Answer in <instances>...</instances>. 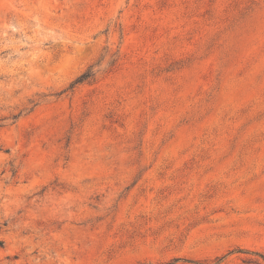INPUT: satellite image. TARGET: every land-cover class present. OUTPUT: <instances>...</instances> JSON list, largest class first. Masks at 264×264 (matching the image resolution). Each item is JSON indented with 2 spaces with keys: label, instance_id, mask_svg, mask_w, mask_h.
<instances>
[{
  "label": "rangeland",
  "instance_id": "obj_1",
  "mask_svg": "<svg viewBox=\"0 0 264 264\" xmlns=\"http://www.w3.org/2000/svg\"><path fill=\"white\" fill-rule=\"evenodd\" d=\"M262 257L264 0H0V264Z\"/></svg>",
  "mask_w": 264,
  "mask_h": 264
},
{
  "label": "trees",
  "instance_id": "obj_2",
  "mask_svg": "<svg viewBox=\"0 0 264 264\" xmlns=\"http://www.w3.org/2000/svg\"><path fill=\"white\" fill-rule=\"evenodd\" d=\"M83 80V79H82ZM82 80H78L77 83L82 82ZM264 259V257H262Z\"/></svg>",
  "mask_w": 264,
  "mask_h": 264
}]
</instances>
